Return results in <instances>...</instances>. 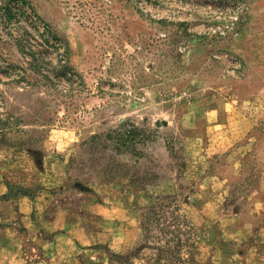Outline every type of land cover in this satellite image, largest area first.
<instances>
[{
  "label": "rangeland",
  "instance_id": "obj_1",
  "mask_svg": "<svg viewBox=\"0 0 264 264\" xmlns=\"http://www.w3.org/2000/svg\"><path fill=\"white\" fill-rule=\"evenodd\" d=\"M0 175V264H264V0H0Z\"/></svg>",
  "mask_w": 264,
  "mask_h": 264
},
{
  "label": "crops",
  "instance_id": "obj_2",
  "mask_svg": "<svg viewBox=\"0 0 264 264\" xmlns=\"http://www.w3.org/2000/svg\"><path fill=\"white\" fill-rule=\"evenodd\" d=\"M3 177V175H0V179ZM7 186L3 184L0 181V197L4 196V198L7 197ZM2 199V198H1ZM0 199V201H2ZM16 199V207L17 209L23 214V218L26 219L31 215V212L34 211L35 204H37V200L32 199L28 197V195L23 194L19 196ZM11 199H3V202L9 203ZM93 211H95L98 215H101L102 219H108L112 216L110 214L112 213L110 208L106 205H103L99 202L97 203H91L88 205ZM37 207V206H36ZM1 214V213H0ZM1 217V215H0ZM80 219V218H79ZM82 219V218H81ZM47 222L49 223L50 227L53 229H62V228H68L69 226V213L67 211L66 206H59L56 208L55 213L53 214L52 217H47L46 218ZM80 222V221H79ZM81 226L78 229V232L80 234V239L79 241L84 244H91V243H96V242H107L113 246V243L115 241L114 235L116 233L113 232H107V231H97V232H91L89 228H87L86 225H83V222H80ZM113 239V240H112ZM117 244V243H116ZM122 243H119V247H122Z\"/></svg>",
  "mask_w": 264,
  "mask_h": 264
}]
</instances>
